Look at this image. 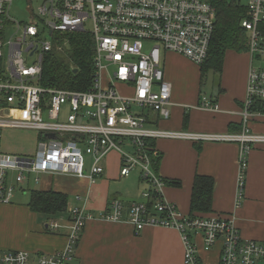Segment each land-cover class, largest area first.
Returning <instances> with one entry per match:
<instances>
[{"label":"built area","instance_id":"obj_1","mask_svg":"<svg viewBox=\"0 0 264 264\" xmlns=\"http://www.w3.org/2000/svg\"><path fill=\"white\" fill-rule=\"evenodd\" d=\"M14 1L0 0V205H10L15 191L40 184L45 177H73L94 184L105 174V161L112 152L119 156V177L127 178L137 168L145 189L137 201L110 200L97 217L73 208L67 214L70 224L64 248L39 255L0 250V264H72L84 223L94 218L128 224L136 234L147 227L176 230L184 247L183 264H202L196 236L201 237L205 251L220 244L217 264H264V242L242 238L233 216L183 215L164 198L165 181L152 165L159 154L146 143L168 139L198 145L236 144V205H240L248 154L264 145V134L250 127L254 121H264V0H245V4L227 0L246 9L247 18L240 25L250 58L238 112L240 130L231 133L162 130L149 117L155 114L166 120L170 116L171 86L164 77L163 54L180 55L196 66L206 60L214 32L215 0H38V13L27 8L26 22L9 16ZM26 1L31 7L32 0ZM86 23L91 25L88 30ZM8 29H14V36L7 41ZM77 32L93 38L91 87L85 92L41 87L45 55L62 48L57 36ZM255 62L263 65L256 68ZM109 67L113 74L101 85ZM64 106L68 113L60 121ZM198 106L218 111L217 103L205 96ZM7 130L33 131V153L4 152L1 135ZM125 141L131 143L130 153ZM46 228L55 232L58 222L50 220Z\"/></svg>","mask_w":264,"mask_h":264},{"label":"crops","instance_id":"obj_2","mask_svg":"<svg viewBox=\"0 0 264 264\" xmlns=\"http://www.w3.org/2000/svg\"><path fill=\"white\" fill-rule=\"evenodd\" d=\"M229 53L214 91L207 95L200 91L198 66L180 55L164 53V77L171 86L170 116L164 120L151 114L149 117L153 126L168 131L198 133L238 131V112L245 97L250 58L246 53ZM203 96L215 101L218 111L199 108ZM185 116L188 117L186 124L183 122ZM250 127L253 132L264 134V121H254ZM155 149L160 156L157 174L163 180L179 181L181 184L179 187L165 184L163 191L164 198L175 205L181 214H189L194 176H209L214 181L211 214L233 216L242 238L264 242V145L248 154L239 206L236 205L239 174L236 144L195 145L187 141L160 139L155 142ZM109 156L108 163L105 162V174L94 184L90 185L85 179L65 176L42 179L40 184L44 189L53 188L71 196L67 213L63 216H47L33 213L27 207L5 205L10 211L1 222L7 232L5 238L0 233V240L4 241L0 242V250L24 251L31 255L54 253L66 244L70 224L68 211L84 209L87 214L97 217L112 199L118 198L125 203L140 200L145 186L130 195L111 188L109 159H118L119 156L116 152ZM24 191L25 186L20 192ZM76 197L80 199L76 201ZM50 220L58 221L57 231L50 232L46 228ZM194 242L202 264L218 263L219 243L211 251H205L200 236H196ZM183 253L180 235L174 229L147 227L136 234L128 224L94 218L84 223L72 264H183Z\"/></svg>","mask_w":264,"mask_h":264},{"label":"trees","instance_id":"obj_3","mask_svg":"<svg viewBox=\"0 0 264 264\" xmlns=\"http://www.w3.org/2000/svg\"><path fill=\"white\" fill-rule=\"evenodd\" d=\"M214 32L209 44L206 60L200 65L201 81L208 71L220 75L223 70L225 57L229 52L241 54L246 51L247 36L241 27V21L247 18L244 6L228 2L227 0H215ZM57 47L45 55L42 64L40 86L44 88H57L75 92H85L91 87L94 75V42L93 38L85 33L77 32L57 36ZM0 67L2 63L0 61ZM188 117L183 119L187 123ZM240 127L238 128V131ZM237 132V131H236ZM155 146L152 141L146 142ZM198 145V144H195ZM160 156L153 159L152 165L157 173ZM165 184L179 187V181H167ZM214 181L209 176H194L189 204V216L211 217L212 213ZM68 195L55 189H43L30 191L27 208L37 214L47 216L56 215L66 211Z\"/></svg>","mask_w":264,"mask_h":264},{"label":"rangeland","instance_id":"obj_4","mask_svg":"<svg viewBox=\"0 0 264 264\" xmlns=\"http://www.w3.org/2000/svg\"><path fill=\"white\" fill-rule=\"evenodd\" d=\"M245 4V0H242ZM31 7H29V2L26 0H16L13 2L11 9L9 11V16L12 17L16 22H26L28 17V11L27 8H32L34 10V14L36 15L38 13V8L40 7V2L37 0H32L30 3ZM85 28L88 30L91 28L90 23L85 24ZM14 29H8L5 32V39L8 41L10 38H13ZM45 39H48V36H44ZM228 55H231L229 53ZM33 61V59L31 60ZM256 68L263 65L262 62H255L253 63ZM113 74V68L109 67L107 68L102 76L103 81L101 82V85L106 83V76L108 75L111 77ZM218 75L212 71H208L204 78L201 81V84L199 85L200 91L203 94H209L212 91H214V87L217 85ZM138 112V110H136ZM68 113V107L64 106L62 108V113L60 116V121H65L66 115ZM35 133L33 131L28 130H7L4 131L1 135V147L2 149L13 155H30L33 153L34 144H35ZM124 148L129 153L131 152V143L130 141H125ZM110 155V154H109ZM112 156V155H111ZM108 156V157H111ZM107 157V159H108ZM106 159L105 162L108 163V160ZM87 162L89 163V159L86 158ZM109 169H110V184L112 185L111 188L120 193L125 194H134L138 191V189L141 190V188L144 187V184L140 181V175L139 170L137 168H134L130 175L127 178H120L119 177V158H111L109 159ZM114 160V162H112ZM25 191L24 193L20 192V190L15 191L14 197L12 200V203L10 205L12 206H21V207H27V203L30 198V191L32 190H42L44 189V186L41 184H34L31 183L30 185H24ZM71 199V196L68 197ZM76 201H78L76 199ZM8 205V206H10ZM10 209L7 208L5 205H0V233L2 236H5V233L7 232L6 226H2L1 222L4 219V216L9 213ZM67 213V211L60 212L57 214H60V216H63ZM41 218V217H40ZM43 218V217H42ZM58 222V221H57ZM5 238V237H4ZM1 243L4 241L0 240ZM184 254V253H183Z\"/></svg>","mask_w":264,"mask_h":264},{"label":"water","instance_id":"obj_5","mask_svg":"<svg viewBox=\"0 0 264 264\" xmlns=\"http://www.w3.org/2000/svg\"><path fill=\"white\" fill-rule=\"evenodd\" d=\"M44 137L53 138V135H44Z\"/></svg>","mask_w":264,"mask_h":264}]
</instances>
